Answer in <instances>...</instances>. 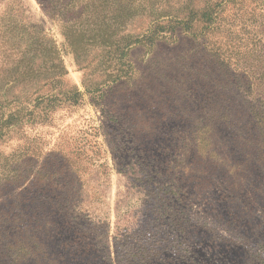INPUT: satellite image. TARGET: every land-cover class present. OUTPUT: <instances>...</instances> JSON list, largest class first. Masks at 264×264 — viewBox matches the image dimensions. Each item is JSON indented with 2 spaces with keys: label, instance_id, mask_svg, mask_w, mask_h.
I'll return each mask as SVG.
<instances>
[{
  "label": "rangeland",
  "instance_id": "1",
  "mask_svg": "<svg viewBox=\"0 0 264 264\" xmlns=\"http://www.w3.org/2000/svg\"><path fill=\"white\" fill-rule=\"evenodd\" d=\"M0 264H264V0H0Z\"/></svg>",
  "mask_w": 264,
  "mask_h": 264
},
{
  "label": "trees",
  "instance_id": "2",
  "mask_svg": "<svg viewBox=\"0 0 264 264\" xmlns=\"http://www.w3.org/2000/svg\"><path fill=\"white\" fill-rule=\"evenodd\" d=\"M221 61H222V63L226 64V60L222 59ZM250 71L252 72V69Z\"/></svg>",
  "mask_w": 264,
  "mask_h": 264
}]
</instances>
